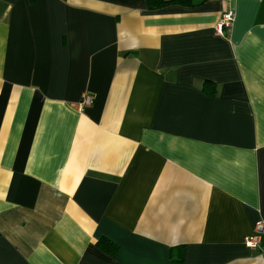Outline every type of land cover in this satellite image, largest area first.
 <instances>
[{"label":"crops","instance_id":"0c3cea01","mask_svg":"<svg viewBox=\"0 0 264 264\" xmlns=\"http://www.w3.org/2000/svg\"><path fill=\"white\" fill-rule=\"evenodd\" d=\"M261 219L264 0H0V264H264Z\"/></svg>","mask_w":264,"mask_h":264},{"label":"built area","instance_id":"2783aa9c","mask_svg":"<svg viewBox=\"0 0 264 264\" xmlns=\"http://www.w3.org/2000/svg\"><path fill=\"white\" fill-rule=\"evenodd\" d=\"M234 13L229 11L222 15L220 21L218 22L217 29L222 32L223 29L229 30L233 24ZM92 102V97L88 93H84L78 102L79 108L90 105ZM262 235H264V219L256 222L251 234L244 237V243L251 249H255Z\"/></svg>","mask_w":264,"mask_h":264},{"label":"trees","instance_id":"16d2710c","mask_svg":"<svg viewBox=\"0 0 264 264\" xmlns=\"http://www.w3.org/2000/svg\"><path fill=\"white\" fill-rule=\"evenodd\" d=\"M202 1L203 0H147V8L157 9L170 4L195 6L200 4ZM99 245H102L103 249L107 250L112 255H114L117 251V246L106 238L100 239ZM182 258H183L182 252H178V254H174V252L171 250L170 253L171 264H182Z\"/></svg>","mask_w":264,"mask_h":264}]
</instances>
